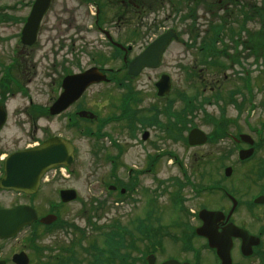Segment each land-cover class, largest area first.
<instances>
[{
	"label": "flooded vegetation",
	"instance_id": "obj_1",
	"mask_svg": "<svg viewBox=\"0 0 264 264\" xmlns=\"http://www.w3.org/2000/svg\"><path fill=\"white\" fill-rule=\"evenodd\" d=\"M69 2L71 6L66 5L65 10L61 11L66 14V18L55 16L56 18L52 20L59 24L65 21L72 23L74 17L71 16L69 19L67 14L71 7L77 5L84 20L92 19V28L104 40L105 44L102 42L101 44L110 53L109 56L116 55L120 58L124 56L127 60L133 58L145 47L146 43L136 44L134 41L148 40L150 20L153 23L163 24L166 21L173 22L171 15H176L173 18L176 22L182 8L207 7L213 10H228L227 14L230 15L234 13L235 9L251 8L260 3L259 0H69ZM164 10H167L166 16H163ZM160 14L163 15L160 16ZM50 22L47 20L42 23L41 31L47 30ZM79 32L80 30L75 29L73 34H67L69 37L65 35L60 43L51 42L48 46L50 48L44 50L48 57L50 55L52 57L50 68H37L36 62H32L34 51L40 46V42L33 47L20 48L19 54L23 55L24 68L16 66L13 69L18 70L20 85L27 88L28 96L22 97L25 100L22 106L12 109L10 112L6 105L10 97L3 96L2 83H4L5 72L0 68V107L2 106L4 109L3 125L0 126V180L5 173L4 159L6 155L39 144L55 135L63 137V135H67L69 127L73 132H76L78 138H82L85 117L80 115V111L92 114L94 118L88 117L89 121L97 120L98 116L102 114L98 110L104 107L107 104L106 101L110 99L109 90L111 87L95 89L96 99L87 101L86 97L94 86L109 85L113 83L111 80L89 86L64 112L56 115L48 113L50 104L61 91L62 79L66 75L85 69L80 60L83 49L80 46ZM66 39L69 42H65ZM115 42L120 45H116ZM68 54L71 56L70 59H68ZM29 61L30 66L27 65ZM125 63L122 64V68L127 67ZM68 64L70 66H67ZM97 66L104 69L107 75L113 68L106 65ZM177 69L181 72L187 69L190 73L188 77L192 78L194 83L210 82L208 84L210 85L219 83L220 76L227 81L237 78L238 75L234 72L240 68H227L221 71V75L217 71L220 68ZM202 70L211 72L206 73ZM185 77L182 75L181 78ZM42 88L49 89V96L43 102H39L35 99L36 92H42ZM34 93L35 95L32 96ZM220 102L227 103V94L223 95ZM226 117L229 116L226 115ZM1 118L2 114L0 113ZM53 123L59 124L57 128L52 129ZM219 125L223 128L216 131L219 136L216 142L224 143L218 147L220 154L218 157L224 160L222 168L212 167L214 158L210 151L200 153L194 151L191 156L192 165L188 171L190 193L179 195L182 221L178 222L175 227L179 230L187 228L192 231V241L182 242L180 253H167L160 260L157 255L160 245L149 240L143 241L152 251L148 250L146 253L155 255V258H151V264H156V260L157 264H160L170 258L180 262L189 261L188 259L192 258V264H264V121L260 122L259 120L249 124L243 118V122L240 124L219 122ZM209 126L211 127V125ZM214 130L211 128L207 132L208 140L212 139L213 134L211 133ZM102 137H107V135L104 134ZM169 140L174 139L169 138ZM202 146L204 145L192 146V148L196 149ZM113 148L111 143L110 149ZM107 149L106 145L101 143H96L94 147V161L90 162L93 166L94 178L92 192H86V186V190L81 191L83 190L85 172L81 162L73 161L69 165L60 164L44 172L38 188L33 193L26 194L20 190L4 188L0 184V208L17 207L22 203L30 204L37 201L36 207L34 206L37 221L27 227L26 231L29 230V233H33L32 238L37 239L40 234H45L49 238L46 251L48 256L58 252L55 246L59 243L60 234H69L71 238L67 245L73 246L79 242L80 238H83L82 232L85 233L90 229L97 235L102 234V241L106 246L110 243L111 237L116 238L117 231L132 232V218H127L129 213L120 219L115 218V213L131 206L130 194L131 190L135 188L133 187L134 180L139 181L143 171L149 168L148 161L143 162V167L146 168L141 167L137 170L131 167L125 172L124 167L118 162L114 163V158H111L108 161L110 167H107L105 160ZM240 155L244 158H240ZM151 165L155 166V163L153 162ZM227 166L231 168L229 175L225 174ZM182 174L185 176L186 172L183 171ZM106 177L111 178L112 181L109 184V191L104 192ZM154 179L151 180L155 182V187H158L157 190H159V187L163 185L164 178ZM64 190H73L76 193V198L72 202L77 201L80 210L73 216L65 215L63 217L62 215L64 207L72 203L61 201L60 194ZM168 204L169 207L173 206L171 199ZM201 210L211 211L205 218V236L196 234V229L204 223L199 216ZM51 213L57 216L55 222L50 223L49 226L38 222L39 218ZM110 213L114 217H109ZM79 217L83 219L82 227L78 226ZM154 217L157 218L153 220L157 222L156 230H160L161 212L156 213ZM18 234L0 238V259L5 260L7 264H14L8 263L9 259L11 261L13 254L20 252L23 248L35 251V245L21 243ZM98 239L99 242L96 239L89 242L90 248L99 246L97 244L101 242V238ZM125 242L127 241L125 240ZM70 246L67 248L71 249ZM52 248L54 249L52 250ZM219 253L223 256L222 259ZM68 264L73 263L69 262ZM78 264H84V262Z\"/></svg>",
	"mask_w": 264,
	"mask_h": 264
},
{
	"label": "rangeland",
	"instance_id": "obj_2",
	"mask_svg": "<svg viewBox=\"0 0 264 264\" xmlns=\"http://www.w3.org/2000/svg\"><path fill=\"white\" fill-rule=\"evenodd\" d=\"M30 1L32 0H0V7L2 6L8 7V8H4V11H2L1 14L2 15L8 14V16H11L14 18V19H8V20L6 19L3 22L0 21V66L3 65L5 62L10 61L11 58L13 57L14 53L12 52H13V46L15 45V40H16L15 36H17V32L21 26L20 21L18 20L20 19V16L27 14L28 12L27 10L29 9L28 3ZM259 1L264 2V0H259ZM66 5L71 6V3L69 2V0H53L52 7L50 8L51 10H49V13L47 14L48 16H46L45 19L43 20V23L47 20H50L51 22L47 30L43 29V31H41V34L39 36V42L41 43L40 48L37 47L36 51H34V59H35L34 62H36L37 68H48L49 67L48 64L52 62L51 55L48 57V55H46L44 51L50 48L48 47L50 46V43L51 42L60 43V40L63 39L65 35L69 37V35L67 34H73L75 29L80 30L78 36L80 39L81 49H83L80 60L84 67H87L89 65H93L94 63H96L95 61H96V58L98 57V54L99 55L104 54L105 56H108L106 54H109L107 49L104 48L105 46L101 44V42L103 43L102 39L91 28L90 23H89L90 18L84 20V18H82L83 16H81V10H79V8H77L76 5L71 7L69 10L70 12L67 14V18L69 19L71 16L74 17L73 18L74 24L72 21H71L72 23L65 21L59 24L52 20L56 18L55 16L66 18V14L61 12L62 10H65L64 8ZM196 13L197 15H202V17L198 18L199 20L196 22L198 23L197 25L200 27V29H203V30L206 29L207 25L210 27V24L214 23L215 21V18H212V15L210 13L205 14L204 9L202 8L200 11ZM205 16H207L206 17L207 19H203L205 18ZM209 19L210 20L213 19V22H208ZM172 20L173 18L171 19V21ZM188 22L189 21H181L178 24L175 23L177 24L176 27L180 33V40L178 42H174L170 44V47L167 49L166 53L164 54L162 64L160 65L159 69L158 70H150V69L144 70L139 76L131 79L130 81L131 85H133L134 88L141 90V93L143 96L142 97L143 102L142 104L140 103V106L141 105L147 106L152 102H155V101L157 102L155 95H154L153 82L156 80L158 73H160L161 71L167 72L169 73V76H171L174 91L175 89H183L187 93H192V90L189 87H187L186 82H183V80L181 79L183 73L179 69H177V68H183L181 66L191 64V63H192V66L195 65L200 68L204 67L203 64H200L199 60L201 59V54H198V51L196 49L197 46L196 45L192 46V49L186 46L184 47L185 45L184 42L189 41V37H187L186 34H183L182 30L184 27L183 25H185ZM155 23L157 24V22ZM155 23H153L152 20H150L149 30H148V35H147L148 40H138L134 42L136 44L138 43L141 44V43L148 42L151 38H154V36L162 30V29H156V26L154 25ZM169 23L170 22L168 21L166 23H163V24L161 23L158 25H161L160 28L163 26L167 27ZM247 27L249 29L250 28L257 29L259 27V23L256 22L254 24V22L251 21L247 23ZM249 40L250 39L248 36H245V34L244 35L242 34L239 40L233 41L236 45V49L233 47V42H230L227 37H225V41L229 42V44L225 42H220L216 45L219 50H222L224 45H226L228 48L227 49L228 51H226L227 52L226 55L223 58L220 57V62L223 63L224 69L247 68L250 70L249 72H251L250 73L251 80L252 79H254V81L256 80V83L254 86V88L256 89L254 91V95L252 98L253 106H246L245 108L242 109V111L239 114L237 113L236 108L232 106V104L225 105L226 115L230 117H234L235 123H239V124L241 123V117L243 118L244 116L249 124L256 123L259 120L260 122L264 121V102H262L264 101V78H263L264 74L262 73V71L264 70V51L262 49L259 50L260 52L257 51V53L259 52V55H258V60H256L253 53H250L243 49L245 46L247 47V45L253 44ZM65 42H69V40L66 39ZM63 49H66V48H63ZM237 51L241 52L239 55L240 56V60L238 61L239 63L236 61H233L232 58L230 57L232 55H237ZM67 56H68V59L71 58L69 54ZM119 64H120V60L118 58H115V59L112 58L111 60L109 59L106 63L107 66L111 65L112 67L114 66L117 67L119 66ZM67 66H70V64H68ZM213 68H220V67L217 66ZM233 81L236 84L239 82L237 78H234ZM222 84L219 87L221 94L225 93L226 90H229V88L232 87L231 86L232 83H230V81L228 83L227 81H225ZM29 87H32V85H29ZM107 87H111V89L109 90L110 99L106 101L107 104H105L104 107H101L98 110V112L102 113L101 116L109 117V116H112L113 114H116V116H118V113L120 112V104H121L120 97L124 99L125 94H126V91L124 92V89L118 88L117 86H113L111 84L97 85V86H94V88L92 87L93 89L89 91L86 97L87 101L96 99V95L94 93L95 89L107 88ZM205 92H204L205 93L204 95L212 96L209 86L207 87ZM36 93L37 95L35 99L39 102H43L49 96V89L47 90L44 88L42 89V92L39 91ZM34 95L35 93L32 96ZM9 97L10 98H8V103L6 104L8 105L9 112L12 109H16L19 106H22V103L25 101L22 98L23 96L17 93H15V95L11 94V96ZM237 98H239V96ZM175 105H176L175 106L176 108L177 107L179 108L182 106V102L181 101L175 102ZM204 109L208 113H211L212 115H218V112H219L218 105L214 103L205 104ZM143 114L147 116V114L149 113L143 111V109H139L137 113V119H134L132 124L130 120L127 121V119L121 120V121L111 120L103 127L102 131L111 133L112 137H114V139L118 143L122 144L123 146V151L121 152L122 154L120 155V160L118 159V161H122L126 163V166L128 167L131 165L141 167L143 165V162L147 161L149 156H153L158 152L161 153L162 151L170 150L174 152L176 159H171L169 157H166L165 154L159 156V158L157 159V162L159 164L156 166L157 167L156 177L159 179L165 178L166 176L167 177L176 176L177 178H179L181 177L180 176L181 169L177 168V162H182L184 166L183 170L186 171L187 173L186 176H189L188 171L190 169V166L192 165L191 156H193V152L197 151L198 153H200V152L210 151L212 158H214V160L212 159L213 160L212 163H214L212 167H216V169L222 168L221 162L223 160L219 159L218 157L219 156L218 147L220 146H218L219 144H217V142H212V143L210 142L206 144L205 146L194 149V148L187 146L180 139L174 141V140L159 138L160 132L157 130V128H152V127L144 128V129L149 130L148 139L146 140L140 139L141 133L144 130L141 128L144 126L145 123H142L141 121H139L138 118H140ZM194 116H195L194 123H196L198 126L203 128L204 130L208 131L209 124L204 121V110H198V112ZM129 122L131 124V128L133 129L135 133L134 137H130L131 133L130 132L128 133L126 131L129 128ZM40 123L43 124V122H40ZM53 124L54 125H52V129L57 128V125H59L58 123H53ZM183 133L186 135V131H183ZM69 137L74 138L75 140L74 142L77 148L76 153L78 155L77 160L81 161L82 169H84V171L86 172L88 164H90V162L94 160L90 152L92 148V143H93L91 141L92 137L85 136L81 140L76 137V134L70 136V133H69ZM107 140L108 138L107 139L104 138L102 140V143L109 146L110 144H109V141ZM154 143H156L158 147H154ZM221 144L224 145V143H221ZM157 149L159 150L157 151ZM110 151H113V149ZM151 175H155V171H152L149 173V175H145L140 178V185H139L138 191L133 193V195L131 196L132 198V200L130 201L131 206L127 207L126 209L125 208L120 209V211L115 213V218L120 219L124 215L129 213V215H127V218L131 219L137 216L138 214H142V212L153 208V209H158L159 211H161V214L164 218L163 221H165L166 223L169 222V220L172 218L171 210L166 209L165 205L163 204H157L158 202H152L150 199L144 200L145 201L144 202L143 201L144 197L141 196L143 188H148L150 190H155L157 188L155 187V182L151 180L152 178ZM169 180L170 178L164 179V184H165V181H169ZM84 186H86L85 183L83 185V190L81 191L86 190ZM87 188H88L87 190L88 193H90L89 192L90 188L88 186ZM166 188H167L166 193H164L163 195L162 193L158 194L157 198L160 203H166L167 199H169L170 197V194L176 191L174 189L175 187L171 186L169 183L166 185ZM188 188H189L188 183H185L183 187L181 188V195L182 194L188 195L190 193ZM143 204L145 205L143 206ZM64 208L65 209L62 210L63 217L65 215L73 216V214H76L77 211L80 210V206L78 202H73ZM108 215L109 217H114L113 214L111 213ZM77 221L79 224L78 226L82 227L83 219L79 217ZM174 231L176 232V230ZM88 234H89L88 236L89 239H91L92 236H95L97 240L98 238L103 239L100 233L99 235H97L96 233L92 232L90 229H88ZM178 235L180 236L179 233ZM70 237L66 235L65 236L62 235V237L59 236V239L60 241L65 240V243L67 244ZM46 240L47 239H45L44 243L47 242ZM170 240L172 239L167 235L164 237L163 241H165V243H169ZM164 247L168 253H178L177 251L178 248L174 247L171 244H166ZM80 255L82 257L83 256L88 257L87 256L88 254L83 253V252H80ZM77 256H78V253H77ZM85 262L86 261H84V263Z\"/></svg>",
	"mask_w": 264,
	"mask_h": 264
},
{
	"label": "water",
	"instance_id": "obj_3",
	"mask_svg": "<svg viewBox=\"0 0 264 264\" xmlns=\"http://www.w3.org/2000/svg\"><path fill=\"white\" fill-rule=\"evenodd\" d=\"M49 0H36L33 10L28 18V22L25 26V33L23 35L24 43H32L35 39V33L38 26V22L45 9L48 7ZM175 36L173 32L167 31L166 33L159 36L154 42H152L144 53L142 52L139 56H136L134 61L131 63V68H129V74H137L140 69L150 63H154L152 65H157L159 63V58L168 44L169 40ZM95 73L92 71H86L80 75H72L67 77L64 81V93L60 96L58 101H56L54 105V112L56 110L65 107L72 99L76 97V94L81 92V90L91 81ZM101 77L96 76V80H100ZM159 94H164L167 92L169 88V83L167 77L161 79L158 84ZM200 133V132H199ZM197 130L191 131L189 135V142L192 143V139L201 138L200 134ZM71 146L66 141H60L56 138L46 142L45 144L36 147L34 149H29L18 152L16 154L11 155L7 159L6 167V175L2 179L3 185H12L16 187L19 186L21 188H26L33 181L31 180V175L34 173L41 171L51 165H54L58 162H70L72 160L71 156ZM36 174V175H37ZM2 212V211H1ZM4 217L2 218L0 224L7 225V217L13 219L10 227L18 228L25 223L30 222V212L28 207L20 206L14 208L12 210H5ZM1 232H5V229L1 230ZM166 264H172L171 262H167Z\"/></svg>",
	"mask_w": 264,
	"mask_h": 264
},
{
	"label": "trees",
	"instance_id": "obj_4",
	"mask_svg": "<svg viewBox=\"0 0 264 264\" xmlns=\"http://www.w3.org/2000/svg\"><path fill=\"white\" fill-rule=\"evenodd\" d=\"M246 11H244V18L243 20H241L242 22H238L239 23V26L238 28H234V27H231L229 25H227L226 23H221V24H217V25H214L212 26V29L210 30V32L208 33H205L201 39V45L199 47V51H200V54L201 55V60L203 63H205L204 65L206 67H210V61H208V57H209V54L206 53L208 51V45H215V42H217L219 39L221 40V38H223L222 42H224V37L221 35V34H228V40L233 42V41H236L237 39H239L241 37V32L244 31L246 36L249 37V41H251L255 46L256 44H260V45H263L264 46V42L263 40L261 39H264V8L262 6L260 7H252V8H249V9H245ZM259 20L260 22V26L258 29H249L247 27V22L249 20ZM194 21L192 20V38L193 40L197 39L199 36V33H197L198 31L196 30L195 26H194ZM229 27V33H226V28ZM221 37V38H220ZM236 37V38H235ZM257 39V40H256ZM260 39V40H259ZM255 40V41H253ZM196 41V40H195ZM194 41V42H195ZM252 44V45H253ZM252 45H247V47L245 46L243 49L244 50H249V49H252ZM235 49H236V45H235ZM227 49L224 48L222 50V52H217L216 55H213V61H215V63H217L218 65H221L220 61H218V55L221 54V57L226 54L227 52ZM224 53V54H223Z\"/></svg>",
	"mask_w": 264,
	"mask_h": 264
}]
</instances>
